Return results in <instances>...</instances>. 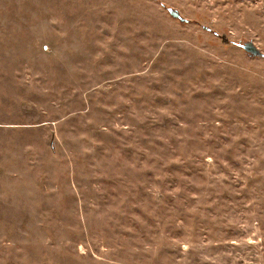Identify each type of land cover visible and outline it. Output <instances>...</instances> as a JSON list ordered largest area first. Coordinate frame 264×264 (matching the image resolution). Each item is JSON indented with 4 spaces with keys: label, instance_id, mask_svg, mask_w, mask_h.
<instances>
[{
    "label": "rangeland",
    "instance_id": "rangeland-1",
    "mask_svg": "<svg viewBox=\"0 0 264 264\" xmlns=\"http://www.w3.org/2000/svg\"><path fill=\"white\" fill-rule=\"evenodd\" d=\"M0 264H264V0H0Z\"/></svg>",
    "mask_w": 264,
    "mask_h": 264
},
{
    "label": "water",
    "instance_id": "water-1",
    "mask_svg": "<svg viewBox=\"0 0 264 264\" xmlns=\"http://www.w3.org/2000/svg\"><path fill=\"white\" fill-rule=\"evenodd\" d=\"M168 13L170 14L171 17L179 20L180 22L183 21L182 18H180L179 14L177 11L168 8ZM241 49L244 50L246 54H248L250 57H263V54L259 51L258 48L254 47V45L250 42H246L244 44H239Z\"/></svg>",
    "mask_w": 264,
    "mask_h": 264
}]
</instances>
